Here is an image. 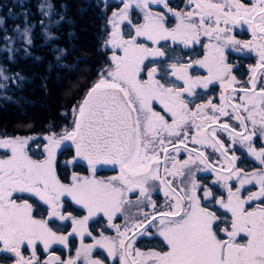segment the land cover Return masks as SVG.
Instances as JSON below:
<instances>
[{
	"label": "snow or ice",
	"instance_id": "obj_1",
	"mask_svg": "<svg viewBox=\"0 0 264 264\" xmlns=\"http://www.w3.org/2000/svg\"><path fill=\"white\" fill-rule=\"evenodd\" d=\"M120 2L107 20L109 62L73 106L71 127L45 135L42 151L38 145L32 155L35 137H0V149L7 150L0 157V255L13 264H264V146H255L264 142V0H186L180 10L168 0ZM240 26L251 39H236L233 28ZM30 31L24 30L29 45ZM201 37L208 43L200 59L181 62L166 44L189 49ZM229 48L255 54L245 82L234 75ZM199 69L205 74L193 75ZM215 84L219 103L209 97L192 107L197 90ZM235 145L261 167H237ZM69 148L74 155L61 164L58 152ZM182 152L187 158L181 161ZM37 154L42 159H34ZM82 163L87 175L73 170L62 182L69 167ZM108 167L117 174L98 179V169ZM198 172L213 174L212 185L226 196L201 184ZM157 185L160 207L152 198ZM66 198L85 214L65 212ZM101 214L115 235L90 230ZM120 215L123 224L115 223ZM56 221H70L71 230H54ZM143 237L158 245L142 251L135 244ZM53 245L75 247V254L62 258Z\"/></svg>",
	"mask_w": 264,
	"mask_h": 264
},
{
	"label": "trees",
	"instance_id": "obj_2",
	"mask_svg": "<svg viewBox=\"0 0 264 264\" xmlns=\"http://www.w3.org/2000/svg\"><path fill=\"white\" fill-rule=\"evenodd\" d=\"M121 6L113 0H0V137H35L29 142L32 155L38 145L42 151L45 135L71 127L73 106L109 62L111 51L104 44L110 31L107 20ZM25 28L31 29V45ZM169 48L178 57L186 53L176 45ZM252 60L247 52L234 54L228 49V62L236 66L234 75L240 79L246 77ZM71 156L70 148L58 152L61 164ZM73 170L88 174L82 165L69 167L62 182H69ZM0 259L5 260L3 255Z\"/></svg>",
	"mask_w": 264,
	"mask_h": 264
},
{
	"label": "flooded vegetation",
	"instance_id": "obj_3",
	"mask_svg": "<svg viewBox=\"0 0 264 264\" xmlns=\"http://www.w3.org/2000/svg\"><path fill=\"white\" fill-rule=\"evenodd\" d=\"M244 2L250 3V0H244ZM169 6L174 7L177 10L185 9L186 8V0H169ZM154 10L155 11H163L162 8H155ZM174 23H175V20L173 18L170 20L169 26L174 25ZM232 34L235 35L236 39H238V40L245 41V40L251 39L250 34H248L244 30L239 29L238 31H233ZM201 40H202V43L191 46L189 49H185L183 47V45H176L179 47L180 50L186 51V53H183L180 55V57L184 58V60L181 62H185L189 58H191V59L202 58L203 51H204L203 44L208 43V40L206 37H201ZM168 43H169L168 47L173 46L171 41H169ZM233 53L237 54L235 52H233ZM249 54L253 57V60L250 64H255V60H256L255 54L254 53H249ZM246 70H247V74H246V77L244 79H240L237 77V79L239 81L245 82L247 80L248 68ZM202 74H205L204 70L198 71L195 73L193 72V75H202ZM245 86H247V85L245 84ZM209 92H211V95H208ZM219 93H220V89L216 84L211 85L209 89H198L197 90V96L194 98V103L192 104V107H195L196 103H202V102L207 101L209 97H212L213 102L218 104L219 103V99H218ZM189 99H193V98H189ZM234 126H235V124H234ZM221 138L225 141L226 144L228 143V138L226 135L221 134ZM261 145L263 146L262 141L256 140L255 146L258 149H259V147H261ZM189 147H191V145H189ZM234 151H235V154L241 158L237 164V167L244 168L245 171H252L253 169H258L259 167H261V165H259L258 161H255L253 158L247 156L246 150L241 148L240 145H235ZM208 152H209V154H211V149H209ZM186 158H187L186 152H182L178 157V159L181 161L186 159ZM211 160L215 161L216 156L212 155ZM86 174H87V172H86ZM116 174H117L116 171L99 170V171H97L96 176L98 179H107L109 176L116 175ZM197 179L200 181L201 184H206V185L212 187L213 191L216 193L217 196H220L222 194L224 196H226V193H224V190L220 189L218 185H212V181L214 180L213 174L207 173V172H198L197 173ZM233 183H235V182H233ZM156 187H157V190L153 193L152 198H153V200L156 201L157 206L160 207L164 203V196H163L162 192H159V186L157 185ZM246 188L249 191H255L256 190L254 185L246 186ZM201 195H202V190H201ZM245 195H247V191L245 192ZM131 198L133 200H135L136 197H135V195H133ZM70 204H71L70 200H68L66 198V206L64 209L65 212L71 211L73 215H80V216L85 214L82 210H80L78 212L73 211V209L76 208L77 206H75V205L68 206ZM133 211H134V209H133ZM93 220L95 222L90 221V230L93 231L94 235L98 234L101 230H105V229H106V231H105L106 235H115V231L113 229H107L106 228V220H105V218L102 217V214L99 215L98 217L93 218ZM115 223L123 224L124 223V217L122 215L118 216V218L115 219ZM55 224L60 225V227L54 228V230H57L59 232L66 234L67 232H69L71 230L70 221L69 222H63V223L60 221H56ZM150 231H154V229H151ZM70 242L73 245H78L79 239L77 237H71ZM85 242L91 243V239L89 237H85ZM157 245H158V239L143 237V238H138V241L136 242L135 247L140 248L142 251H147L149 248H152V247L157 246ZM52 250L55 252L56 255H59L62 258H67L70 254L71 255L75 254V247H72L71 252H70L68 249L63 248V246H61V245H53ZM94 253L96 255V258H100V259L104 258L105 254H103V251L101 249L94 250ZM37 254H38V256H40L41 260L45 259V254L42 251V247L38 249ZM24 255L26 257L29 255V251L26 248L24 249ZM0 264H13V262L11 259H9V260H1L0 259ZM117 264H118V262H117Z\"/></svg>",
	"mask_w": 264,
	"mask_h": 264
},
{
	"label": "water",
	"instance_id": "obj_4",
	"mask_svg": "<svg viewBox=\"0 0 264 264\" xmlns=\"http://www.w3.org/2000/svg\"><path fill=\"white\" fill-rule=\"evenodd\" d=\"M113 1H115V2H117V3H121L120 2V0H113ZM159 5H153L152 7H158ZM235 28H237V29H240V30H244V31H246L248 34H250L248 31H247V27L246 26H240V27H235ZM217 86H218V84H216ZM219 87V86H218ZM88 91V90H87ZM86 91V92H87ZM86 92H85V94H86ZM84 94V95H85ZM84 98V96L82 97V99ZM82 99H81V101H82ZM72 150V149H71ZM72 155H74V150H72ZM82 166H84L85 168H87V166H86V164L85 163H82L81 164ZM99 170H109V171H114V170H112L110 167H108V168H103V169H98V171ZM116 172L118 171V170H115Z\"/></svg>",
	"mask_w": 264,
	"mask_h": 264
},
{
	"label": "rangeland",
	"instance_id": "obj_5",
	"mask_svg": "<svg viewBox=\"0 0 264 264\" xmlns=\"http://www.w3.org/2000/svg\"><path fill=\"white\" fill-rule=\"evenodd\" d=\"M160 7H162V6H160ZM239 29H237V28H233V31H238ZM169 42V41H168ZM168 42H166V44H167V46H168ZM161 44L162 45H164L165 44V42H161ZM198 71H203V69H199ZM198 71H194V73L195 72H198ZM30 142V141H29ZM263 143V146H264V142H262ZM37 144V143H36ZM0 150H2V151H4V152H6L7 150H4V149H0ZM241 242H243V240H241Z\"/></svg>",
	"mask_w": 264,
	"mask_h": 264
}]
</instances>
